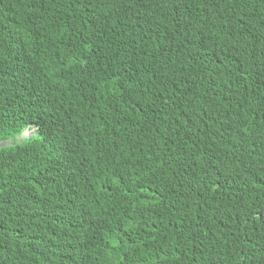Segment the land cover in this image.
<instances>
[{"label":"trees","instance_id":"trees-1","mask_svg":"<svg viewBox=\"0 0 264 264\" xmlns=\"http://www.w3.org/2000/svg\"><path fill=\"white\" fill-rule=\"evenodd\" d=\"M0 264H264V0H0Z\"/></svg>","mask_w":264,"mask_h":264},{"label":"water","instance_id":"water-1","mask_svg":"<svg viewBox=\"0 0 264 264\" xmlns=\"http://www.w3.org/2000/svg\"><path fill=\"white\" fill-rule=\"evenodd\" d=\"M32 132V131H31Z\"/></svg>","mask_w":264,"mask_h":264}]
</instances>
